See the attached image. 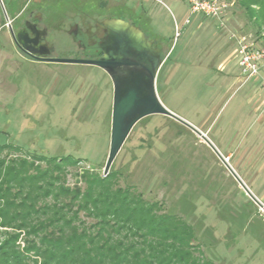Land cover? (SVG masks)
<instances>
[{"label":"rangeland","instance_id":"1","mask_svg":"<svg viewBox=\"0 0 264 264\" xmlns=\"http://www.w3.org/2000/svg\"><path fill=\"white\" fill-rule=\"evenodd\" d=\"M241 1L222 25L201 15H192L186 24L185 0H0V79L10 68L9 77L19 87L9 112L0 111V146L81 160L68 168L71 187L84 169L104 175L112 130L110 76L92 65L23 59L1 25L29 2L41 8L50 28L53 57L82 58L81 48H67L79 44L71 34L76 24L100 35L97 24L104 17L121 16L163 47L156 83L160 101L201 130L264 204V100L251 98L255 80L240 82L231 38L232 32L246 34L264 45V0H243L257 2L249 4L251 12L241 8ZM8 155L23 156L14 150ZM111 171L121 185L136 186L191 224L213 264H264V211L206 142L184 125L162 115L141 120ZM4 239L0 228V242Z\"/></svg>","mask_w":264,"mask_h":264},{"label":"trees","instance_id":"2","mask_svg":"<svg viewBox=\"0 0 264 264\" xmlns=\"http://www.w3.org/2000/svg\"><path fill=\"white\" fill-rule=\"evenodd\" d=\"M80 162L0 146V264H213L191 224L116 173L84 169L71 187Z\"/></svg>","mask_w":264,"mask_h":264},{"label":"water","instance_id":"3","mask_svg":"<svg viewBox=\"0 0 264 264\" xmlns=\"http://www.w3.org/2000/svg\"><path fill=\"white\" fill-rule=\"evenodd\" d=\"M106 34L100 43L104 55L97 58H57L42 41L46 31L27 24L28 30L12 31L14 41L21 47L24 56L34 62L92 65L103 69L114 86L111 143L104 168L107 176L133 128L141 120L162 115L169 117L188 129L214 151L231 175L244 189L250 199L264 211V204L242 181L228 160L218 151L207 136L196 126L169 110L157 94V77L163 65V49L154 46L145 33L123 19H106L99 24Z\"/></svg>","mask_w":264,"mask_h":264},{"label":"built area","instance_id":"4","mask_svg":"<svg viewBox=\"0 0 264 264\" xmlns=\"http://www.w3.org/2000/svg\"><path fill=\"white\" fill-rule=\"evenodd\" d=\"M164 4V0H155ZM240 0H185L189 6L190 16L185 23L189 24L192 15H201L221 21L222 25L235 13ZM179 31V26H176ZM234 41L240 71L239 80L246 85L251 80L262 79L264 85V45L252 37L231 33Z\"/></svg>","mask_w":264,"mask_h":264},{"label":"flooded vegetation","instance_id":"5","mask_svg":"<svg viewBox=\"0 0 264 264\" xmlns=\"http://www.w3.org/2000/svg\"><path fill=\"white\" fill-rule=\"evenodd\" d=\"M40 3H41V1L40 2L38 1V4H40ZM30 5L31 4H29V2L24 3L18 10L13 11L11 15H8L6 21L4 22V27L5 28L7 27L9 35L11 36V39L13 41L14 47L18 50V52L22 56H24V54L22 53V51L20 49L21 47L14 41V39L12 37V31L18 32L20 30L25 29L31 33L30 29L27 28L28 23L36 26V29H38L39 31H46L45 36L42 37V41L44 43H46L48 48H50L52 50V56H54V53H55L54 50L56 47L54 45H52L50 42H48V38L50 36V28L45 26L46 24H45L44 15L40 14V12H39V10L41 8H39L37 6H34V8H33V7H30ZM106 19H123V20L130 22L132 25L135 26V24L131 20H129L125 17L115 16V15L104 17L100 21V23H102ZM99 24H97V28L99 29V31L101 33L100 35L98 34V32H94L91 29L84 30L80 27L79 24H76V27L73 30V32H71V34L78 41L79 44L76 46H68L67 48H81V53L83 54L82 58H97V57L103 56L104 53L100 49V43L106 37V34H105L104 30L99 27ZM136 27H137V25H136ZM139 28L142 29L141 27H139ZM145 35H146V33H145ZM146 37L148 40L152 41L151 39H149V37L147 35H146ZM154 46L160 47L163 49L162 46H157V45H155V43H154ZM79 58H81V57H79ZM101 70L103 72H105L103 69H101Z\"/></svg>","mask_w":264,"mask_h":264},{"label":"crops","instance_id":"6","mask_svg":"<svg viewBox=\"0 0 264 264\" xmlns=\"http://www.w3.org/2000/svg\"><path fill=\"white\" fill-rule=\"evenodd\" d=\"M1 27H4V22L1 25ZM16 51L17 53H19L17 49ZM0 55H4V48H0ZM23 59H27V58L23 56ZM2 67L4 68V64ZM5 70H6V74H5ZM10 71H11L10 68H4L3 77L2 79H0V111L4 110L6 112H9L10 99H12L14 95H16L19 89V87L11 81L9 77ZM255 84L256 86L254 87L251 98L255 99V103H256L257 100H261V99L264 100V85L262 79H256Z\"/></svg>","mask_w":264,"mask_h":264}]
</instances>
